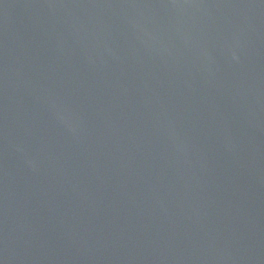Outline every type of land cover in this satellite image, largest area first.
Returning <instances> with one entry per match:
<instances>
[{"label":"water","instance_id":"obj_1","mask_svg":"<svg viewBox=\"0 0 264 264\" xmlns=\"http://www.w3.org/2000/svg\"><path fill=\"white\" fill-rule=\"evenodd\" d=\"M0 264H264V0H0Z\"/></svg>","mask_w":264,"mask_h":264}]
</instances>
